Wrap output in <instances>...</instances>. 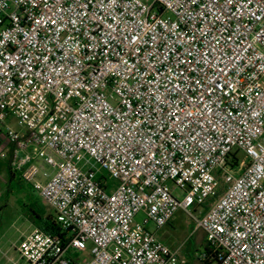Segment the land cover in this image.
<instances>
[{
  "label": "built area",
  "instance_id": "obj_1",
  "mask_svg": "<svg viewBox=\"0 0 264 264\" xmlns=\"http://www.w3.org/2000/svg\"><path fill=\"white\" fill-rule=\"evenodd\" d=\"M8 117L0 160L59 230L23 234L24 264H184L146 229L179 210L200 261L264 264V0H0Z\"/></svg>",
  "mask_w": 264,
  "mask_h": 264
},
{
  "label": "rangeland",
  "instance_id": "obj_2",
  "mask_svg": "<svg viewBox=\"0 0 264 264\" xmlns=\"http://www.w3.org/2000/svg\"><path fill=\"white\" fill-rule=\"evenodd\" d=\"M6 127L8 128L6 130ZM2 133L8 131L22 133L16 121L12 118H6L4 126L0 127ZM87 166L95 172L96 177H104L108 187L114 188L116 182L108 179L106 173L98 166L89 162ZM224 186H220L214 197L204 201L199 207H193L195 215L200 216L205 210H208L216 197L223 192ZM176 195L180 196L176 191ZM35 216H50V211L46 205L36 196L30 186L22 183L19 185L17 180L8 183V174L5 161L0 160V257L3 264H10L12 259L16 264H24L18 259L14 248L17 246L20 237L30 231L32 223L31 213ZM199 212V215H198ZM175 220L171 225H165L160 229H154L151 223L146 224V229L151 230L157 239L165 243L169 248L177 250L178 258L184 261V264H205L200 261V254L204 249V235L202 231L193 230V221L182 211L175 213ZM144 215L140 212L134 217V222L141 223ZM89 258V250L72 255L74 264H81L83 259Z\"/></svg>",
  "mask_w": 264,
  "mask_h": 264
},
{
  "label": "trees",
  "instance_id": "obj_3",
  "mask_svg": "<svg viewBox=\"0 0 264 264\" xmlns=\"http://www.w3.org/2000/svg\"><path fill=\"white\" fill-rule=\"evenodd\" d=\"M7 174H8V183H10L13 180H17V183L19 185L22 184L20 180H18L14 173L10 171L9 165L6 166ZM30 220L32 225L36 226L38 229H40L42 232L47 234H58V227L57 225L52 221L51 215H47L45 217H38L35 216V212L31 213ZM204 249H207L206 246H204ZM205 264H211L210 261L204 262Z\"/></svg>",
  "mask_w": 264,
  "mask_h": 264
},
{
  "label": "crops",
  "instance_id": "obj_4",
  "mask_svg": "<svg viewBox=\"0 0 264 264\" xmlns=\"http://www.w3.org/2000/svg\"><path fill=\"white\" fill-rule=\"evenodd\" d=\"M12 150H13V147L12 146H10L9 147V153H8V156L5 158V159H3L2 161H5V164H6V166L7 165H9V163H10V160H11V158H12ZM10 168V167H9ZM11 171V170H10ZM12 172V171H11ZM12 173H14V172H12ZM14 175H15V177L18 179V180H20L19 179V176L17 175V174H15L14 173ZM36 194V193H35ZM37 196V195H36ZM38 197V196H37ZM176 215V214H175ZM175 215L173 216V218L170 220V222L168 223V224H166V225H171L172 224V222L176 219L175 218ZM32 227H36V226H34V225H32ZM204 235V234H203ZM155 236V238L157 239V237H156V235H154ZM161 242V241H160ZM204 242H205V240H204ZM163 243V242H162ZM163 244H165V243H163ZM166 245V244H165ZM167 246V245H166ZM0 264H3V262H2V259H1V257H0Z\"/></svg>",
  "mask_w": 264,
  "mask_h": 264
}]
</instances>
